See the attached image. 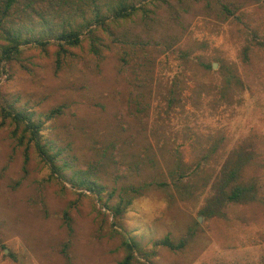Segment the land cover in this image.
Listing matches in <instances>:
<instances>
[{"label":"rangeland","instance_id":"rangeland-1","mask_svg":"<svg viewBox=\"0 0 264 264\" xmlns=\"http://www.w3.org/2000/svg\"><path fill=\"white\" fill-rule=\"evenodd\" d=\"M38 1L12 26L51 44L0 62V108L44 122L61 178L0 115V264H121L129 238L143 251L133 264H264V0H156L147 20L102 33L101 56L85 41L60 59L55 30L69 9ZM3 45L0 35V54ZM241 154L251 161L240 182L256 185L257 202L204 216L222 170ZM129 197L119 219L105 207Z\"/></svg>","mask_w":264,"mask_h":264},{"label":"trees","instance_id":"trees-1","mask_svg":"<svg viewBox=\"0 0 264 264\" xmlns=\"http://www.w3.org/2000/svg\"><path fill=\"white\" fill-rule=\"evenodd\" d=\"M63 1L67 5L62 6L61 11L67 13V10H65L66 7H68L69 11L64 16L66 18H64L63 24H60L59 29L55 30L56 37L54 41L59 46V59L61 56L66 57L70 52V48H78L85 41L89 42L90 52L92 54L101 56V47H104L102 33L114 37V33L111 30L112 24L119 25L121 22L133 21L139 14L142 15L144 20H147L152 13L149 6L156 0H91L92 2L89 0H78L81 5H78L80 9L77 12H75V7L71 6L72 3L69 4L66 2L67 0ZM38 4H40L38 0H0V35L5 41V45L2 46L0 54L1 63H9L17 60L22 55L26 46L34 45L47 48L51 44L50 39L43 40V35L39 36L40 38L26 36L20 28L12 26L15 17L28 9L37 11ZM223 9L227 14L231 16L235 15L227 6L223 5ZM47 25L45 24V27H51V25ZM130 53L127 51V48H124L122 56L124 63H128L127 58ZM180 53L185 56L184 59L187 58V53ZM248 53L249 48L247 47L244 52L246 57ZM180 81L179 78H176L170 89V107L176 101ZM59 113L60 110L56 109L52 111L48 118H52L53 115H58ZM0 115L3 118L1 126L9 124L15 127L13 137L19 139V145H25L27 150L34 148L39 157L52 170L53 176L61 178L56 164L57 155H52L47 145L43 142L42 132L44 130V122L33 120L25 112L18 111L12 105L2 106L0 108ZM250 161V154H241L237 156V159L232 160L224 167L222 175L214 187L216 192L207 200L206 208L202 211L204 216L208 218L221 216L222 210L228 203L247 204L257 202L258 190L256 185L254 183L243 184L240 182L244 169ZM183 179H185L184 171L180 168L173 175V180L177 181L179 185ZM81 185L85 186L92 194L101 198L103 188H99L94 182L86 179L81 182ZM151 186H154V184H146L139 189L132 188V191L136 195H141L143 190ZM158 186L164 188L169 187L167 183H161ZM133 199L134 197L122 198L121 203L117 206L110 207L105 204V207H108L112 211L114 218L119 219L133 203ZM64 218L68 228L73 231L72 218L68 212L65 213ZM168 242L169 238H166L164 243ZM184 244V242H181L180 247ZM122 245L125 249L126 257L121 264H133L136 259L135 253H143L139 243L131 238L124 240Z\"/></svg>","mask_w":264,"mask_h":264},{"label":"water","instance_id":"water-1","mask_svg":"<svg viewBox=\"0 0 264 264\" xmlns=\"http://www.w3.org/2000/svg\"><path fill=\"white\" fill-rule=\"evenodd\" d=\"M217 67V65H214V68H216Z\"/></svg>","mask_w":264,"mask_h":264}]
</instances>
